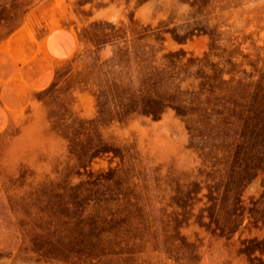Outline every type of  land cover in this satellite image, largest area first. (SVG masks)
Masks as SVG:
<instances>
[{"label":"rangeland","instance_id":"obj_1","mask_svg":"<svg viewBox=\"0 0 264 264\" xmlns=\"http://www.w3.org/2000/svg\"><path fill=\"white\" fill-rule=\"evenodd\" d=\"M43 1L0 0V44ZM41 16L79 46L0 123V264H264V119L246 112L264 0H47ZM110 25L121 52L88 40ZM104 146L118 155L90 163Z\"/></svg>","mask_w":264,"mask_h":264},{"label":"crops","instance_id":"obj_2","mask_svg":"<svg viewBox=\"0 0 264 264\" xmlns=\"http://www.w3.org/2000/svg\"><path fill=\"white\" fill-rule=\"evenodd\" d=\"M47 0L35 7L25 23L0 44V123L9 124L31 103L35 90L44 89L53 80L56 66L71 58L78 49L75 29L48 25L41 16Z\"/></svg>","mask_w":264,"mask_h":264},{"label":"trees","instance_id":"obj_3","mask_svg":"<svg viewBox=\"0 0 264 264\" xmlns=\"http://www.w3.org/2000/svg\"><path fill=\"white\" fill-rule=\"evenodd\" d=\"M105 39L103 41H94L93 39H88L89 42H91V44H93V46L101 48L103 47V45H117L118 46V52L122 51V48L120 47L121 43L127 44L128 39L126 36V33L124 32V30L117 28L116 25H110V27H106L105 29ZM143 35H138L137 37H135L136 41H140L142 39ZM153 75L156 72L163 71V69L157 68V67H153L152 69ZM160 86V85H158ZM181 88V87H179ZM151 100H152V106H150L147 110L143 111V115L145 116H152L153 118H159L163 111H164V104H163V99L160 95H156L153 94V96H151ZM223 99V98H220ZM155 105H154V104ZM226 103H228L229 105H235V103L233 102H229L227 101ZM249 108L246 112L249 113V115L251 116L250 120H254V121H261L264 119V87H260V89L256 88L254 94L251 96V98L249 99ZM225 106V105H224ZM176 113L184 118V119H188L191 120V118L194 116V113H192L193 111H188V109H186L184 106L182 105H177L176 107H174ZM225 109V108H224ZM225 111H227L228 113L230 112H234V110L231 107H228L227 109H225ZM205 113H209L207 109L204 110ZM225 113V112H224ZM223 112H217V115L219 116V118H221L224 114ZM210 115V114H209ZM88 123V121H87ZM218 123V122H217ZM224 124L229 125L232 123H226L224 121ZM261 130V129H259ZM261 132H263V134H254V132L252 133V135H254V139L256 137V141L255 143L259 144L260 149L264 150V131L261 130ZM72 142V140H70ZM246 142V141H245ZM72 153V151H71ZM113 153L114 155H118L117 151L115 149H112L111 147L108 146H104L102 148L96 149L95 151L92 152L91 159H90V163L98 156L100 155H105V154H110ZM264 154L262 152H260V155ZM260 159V158H259Z\"/></svg>","mask_w":264,"mask_h":264}]
</instances>
